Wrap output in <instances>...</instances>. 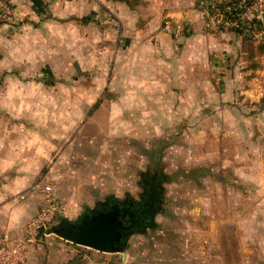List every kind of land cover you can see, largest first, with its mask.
Instances as JSON below:
<instances>
[{
  "label": "crops",
  "instance_id": "1",
  "mask_svg": "<svg viewBox=\"0 0 264 264\" xmlns=\"http://www.w3.org/2000/svg\"><path fill=\"white\" fill-rule=\"evenodd\" d=\"M198 1L15 0L19 21L15 27H4L0 32V240L25 238L28 224L46 202L47 187L43 188L38 178L41 169L55 152L68 154L66 161L70 160L71 145L60 144L65 135L55 132L54 122L59 117L55 113V99L39 97V90L52 85L50 73L55 58L62 56L64 48L68 57L77 59L84 73L82 79L94 78L95 71L96 78L101 79L100 83L93 79L97 83L93 87L110 90L108 99L116 117L112 125L117 135L151 139L174 134L180 138L175 152L181 162H185L182 160L189 152L193 185L203 188L206 185L207 196H211L208 187L215 188L218 183L223 186V196H247L243 181H248V177L254 181L256 170L262 177L264 144L242 146L237 142L230 150L215 152L203 150L199 138L205 134L212 138L216 131L222 134L225 131L227 136L228 128L234 130L230 137L236 141L242 135L250 137L252 132L248 129H253V124L243 117L241 106L246 101L261 102L264 53L257 58L255 82L246 84L255 89L252 91L235 79L236 67L230 64L236 57V45L242 40L235 32L207 30ZM259 37L264 41V31ZM200 57H206L208 64H199ZM92 62L96 67L88 70L86 66ZM83 103L86 104V98ZM124 111L126 120H121L119 115ZM62 115L68 122L66 135L72 137L69 118L65 113ZM258 115L264 120V111ZM261 124L264 127V122L260 121ZM243 125L247 127L246 133H242ZM260 131L263 142L264 129ZM183 135L190 137V150L183 149ZM244 154H254L252 162H243ZM218 160L222 161L221 172L215 174L219 167L212 164ZM157 168L166 196L164 187L171 178L162 164ZM183 179L182 174L181 182ZM68 185L66 197L73 200ZM163 212L161 209L158 215ZM259 219L248 224L240 218L235 226L221 225V234L231 233L236 239L220 240L223 264H231L233 254L234 262L245 264L241 258L245 257L249 242L239 234L260 233L258 241L264 243V216ZM42 244L40 239L31 246L26 264H36L38 258L34 255L40 248L49 252L53 246L60 248L59 244L46 248ZM62 249L65 251L60 254L62 261L72 260L80 253L70 245ZM46 258L48 263H54L49 254ZM203 263L214 264L215 259L198 262L159 258L140 262L127 257L121 264Z\"/></svg>",
  "mask_w": 264,
  "mask_h": 264
},
{
  "label": "rangeland",
  "instance_id": "2",
  "mask_svg": "<svg viewBox=\"0 0 264 264\" xmlns=\"http://www.w3.org/2000/svg\"><path fill=\"white\" fill-rule=\"evenodd\" d=\"M220 32L214 30V33ZM261 37L247 40L239 35L242 42L236 45V57L230 62L236 67V72L233 74L235 79L240 80L242 86L249 87L252 91L255 89L246 84L255 82L254 70L258 67L257 58L259 54L264 53V41ZM73 43L72 41L71 44ZM261 50L263 51L260 52ZM239 51L244 54H238ZM201 63L208 64L207 58L200 57L199 64ZM53 67L49 77L52 85L48 89L46 85L45 90H39V97L52 96L55 99V113L59 114L54 122L55 132L60 131L65 135L60 144L67 142L71 145L69 155L71 162L66 161L68 154L55 152L39 173V182L43 188L51 187L57 203L65 206V211L59 214L47 228L61 225L64 219L75 220L82 209L94 208L96 204L108 198H122V195L127 193L137 194L144 182V175L156 174L157 176L159 174L157 167L162 164L166 174L171 178L169 184L164 187L166 193L164 196L166 202L162 206L164 212L155 217L152 228L131 237L127 257L139 259L140 262L143 259L159 258H185L205 262L207 258L213 257L214 264H223L220 240L234 242L236 239L231 233L221 234V225L228 223L235 226L237 219L240 220V218L249 224L264 216V193H262L264 162L262 177L256 170L257 175L254 181L249 177L248 181H243L245 183L243 192L247 196H223L224 189L220 183L216 184L215 188L209 186L211 196H207L206 185L203 188L201 185L192 184L189 152H187L186 159L182 160L185 162H181L180 156L178 157V153L175 152L176 146L181 144L180 138L174 134L167 138L154 137L151 139L117 135V130L112 125V119L116 120V117H113L110 99H108L111 97L108 93L110 90L93 87L97 84L94 80L97 79L100 83V76L96 78L95 71H93L94 78L86 76V80L82 79L84 73H81L77 59L68 57L65 48L62 56L55 58ZM86 67L88 70H94L96 66L92 62ZM108 67L109 65H106V68ZM104 76L101 75V77ZM259 94L257 92V95ZM85 98L86 104L84 105ZM241 107L243 117L250 120L249 124H253V129H248L249 133L252 132L250 137L245 138L242 135L240 141L238 139L236 141L230 137L234 131L230 128L226 131L227 136L225 131L224 134L216 131L211 134L212 138L205 134L199 138V144L202 145L203 150L208 149L215 152L224 148L230 150L238 144L237 142H240L241 144L238 145L242 146L246 143V145L249 144L248 146L264 144V139L262 142L259 136L260 130L264 129L260 121L264 122V120L258 117V113L264 111V103L252 104L246 101ZM63 113L69 118V134L72 132V137L66 135L68 122L64 120L67 118L63 117ZM119 119L126 120L125 111L119 115ZM246 128L243 125L242 133H246ZM182 140L183 149L190 150V137L183 135ZM228 155L231 156V154ZM244 156L243 162L250 163L254 159V154H244ZM257 159L258 157L256 161ZM149 164L152 167H148ZM221 164L220 160L213 162L214 167H219L217 168L219 172L215 174L221 172ZM203 170L206 171V169ZM182 174L183 182H181ZM67 185L72 189L70 196H74L73 200H68L66 197V195L69 196L66 191ZM236 208L239 210H234ZM238 211H240L239 214ZM239 235L240 238L244 237L249 242L244 252L245 257L241 260H245V264H264V243L258 241L260 233ZM262 235L264 237V233ZM40 239L44 248L50 244H59L60 248L53 246V249H49L50 252L42 248L36 250L37 254L34 255L38 258L36 264H50L46 258L47 254L54 258L53 264L122 263V254L102 253L78 246L53 233L43 232ZM68 245L75 249L78 248L80 253L72 257V260L62 261L60 254L65 252L62 246ZM77 259L80 261L76 262ZM232 260L231 264H237L239 261L234 262V254Z\"/></svg>",
  "mask_w": 264,
  "mask_h": 264
},
{
  "label": "built area",
  "instance_id": "3",
  "mask_svg": "<svg viewBox=\"0 0 264 264\" xmlns=\"http://www.w3.org/2000/svg\"><path fill=\"white\" fill-rule=\"evenodd\" d=\"M205 28L211 31L238 32L254 21H262L264 0H199ZM19 21L15 0H0V32L4 27H15ZM248 36L259 37L262 31L245 29ZM46 202L30 221L23 239L4 237L0 240V264H26L29 250L39 240L55 218L65 211L57 203L51 187L44 189Z\"/></svg>",
  "mask_w": 264,
  "mask_h": 264
},
{
  "label": "water",
  "instance_id": "4",
  "mask_svg": "<svg viewBox=\"0 0 264 264\" xmlns=\"http://www.w3.org/2000/svg\"><path fill=\"white\" fill-rule=\"evenodd\" d=\"M264 23V13L262 14ZM94 208L85 207L75 220L64 219L61 225L47 228V234H55L60 238L78 246L108 253L122 254L126 260L129 241L133 233L122 235L121 230L129 229L125 225L124 216L116 209L110 213L99 214L90 218L88 211Z\"/></svg>",
  "mask_w": 264,
  "mask_h": 264
},
{
  "label": "flooded vegetation",
  "instance_id": "5",
  "mask_svg": "<svg viewBox=\"0 0 264 264\" xmlns=\"http://www.w3.org/2000/svg\"><path fill=\"white\" fill-rule=\"evenodd\" d=\"M144 182L140 192L135 195L123 194L122 198L111 197L99 202L95 211H88L90 218L99 214H106L116 209L124 216L126 227L121 230L122 235L128 233L140 234L154 225V219L162 209L164 189L162 179L156 174L144 175Z\"/></svg>",
  "mask_w": 264,
  "mask_h": 264
},
{
  "label": "trees",
  "instance_id": "6",
  "mask_svg": "<svg viewBox=\"0 0 264 264\" xmlns=\"http://www.w3.org/2000/svg\"><path fill=\"white\" fill-rule=\"evenodd\" d=\"M249 29V30H257V31H264V23L263 21H254L252 23H250L249 25H246L244 27L243 30H239L238 32H236L238 35H241L244 39H254L253 36H248L245 33V29ZM263 50H261L260 52H262ZM261 103H264V97L261 99ZM46 232V231H44ZM43 233V232H42Z\"/></svg>",
  "mask_w": 264,
  "mask_h": 264
}]
</instances>
